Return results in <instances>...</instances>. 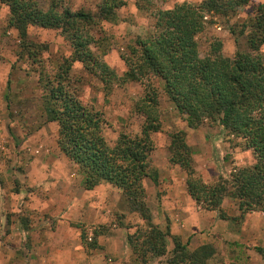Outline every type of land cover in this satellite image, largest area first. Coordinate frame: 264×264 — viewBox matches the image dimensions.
I'll return each instance as SVG.
<instances>
[{"label":"rangeland","instance_id":"374dc122","mask_svg":"<svg viewBox=\"0 0 264 264\" xmlns=\"http://www.w3.org/2000/svg\"><path fill=\"white\" fill-rule=\"evenodd\" d=\"M42 8L49 4L56 9L84 10L97 14L99 0H34ZM201 0H125L117 10L114 22L97 20L90 27L95 41L90 49L119 76L126 69L125 54L137 36L153 29V11L169 9L183 2ZM264 0H249L230 17L207 15L204 29L196 35L198 52L204 56L214 40L221 41V53L233 57L246 51L243 36L231 33L229 27L240 29V23ZM8 7L0 3V237L4 244L28 256V251H48V238L58 235L80 237L87 252L103 251V264H144L127 241L145 226L139 214L131 211L122 192L102 182L92 189L82 185L77 165L59 148L58 126L46 120L43 113L45 89L40 75L58 71L59 63L72 53L70 42L61 29L27 27V41L46 46L38 56L40 63L22 53L18 32L7 22ZM96 31L99 33L96 34ZM260 51L264 54V44ZM69 83L78 99L102 116L103 135L113 144L120 133H139L143 123L136 103L146 92V82H114L104 88L97 74L74 61L69 70ZM158 100L160 127L150 134L152 150L149 166L157 172V180L142 181L144 200L152 214V222L160 228L166 224V253L148 255L145 264H168L167 259L176 236L187 249L194 251L210 245L213 253L208 264H264V213L243 214L237 200L226 195L220 205L226 219L217 210L196 203L186 189V173L169 161L171 135L182 131L191 148L196 173L208 184L230 180L235 168L254 162L252 151L240 137L233 136L217 122L206 120L189 127L168 98L158 79L151 78ZM99 231L96 246L86 241ZM19 238V242L16 239ZM72 243V242H70ZM63 246H66L63 243ZM72 252L75 245L68 244ZM90 252V253H91ZM34 258V257H33Z\"/></svg>","mask_w":264,"mask_h":264},{"label":"trees","instance_id":"16d2710c","mask_svg":"<svg viewBox=\"0 0 264 264\" xmlns=\"http://www.w3.org/2000/svg\"><path fill=\"white\" fill-rule=\"evenodd\" d=\"M248 2L201 0L155 9L152 31L137 36L122 56L126 69L119 76L90 49L96 40L90 27L96 26L98 19L116 21L117 10L125 5V0H99L97 14L56 9L55 3L42 8L34 0H0L8 7L7 22L19 34L22 53L32 57V61L41 62L38 55L46 46L27 41L28 26L61 29L70 42L72 53L59 63L58 71L40 75L45 89L43 113L47 121L57 123L58 146L77 165L83 187L89 190L102 182L112 184L121 190L131 211L145 222L136 234L127 235L132 250L144 264L149 254L166 253V238L171 236L168 224L160 228L152 222L142 185L145 178L157 180V172L148 161L152 150L150 134L160 127L157 91L151 78L158 79L189 127H197L206 120L217 122L240 137L252 151L251 165L235 168L230 180L208 184L193 167L191 148L183 132L173 133L168 146L169 161L185 171L186 189L192 199L206 209L217 210L221 219L227 218L220 209L226 195L237 200L242 214L258 210L264 213V54L260 51L264 44V3L241 21L238 31L233 24L229 27L231 33L243 36L246 51L224 56L217 39L210 44L208 53L200 56L196 42L207 15L230 17ZM74 61L97 74L106 89L119 80L146 82V92L136 103L143 117L139 133H120L113 144L106 141L102 116L83 104L70 86L68 73ZM98 235L99 231L94 230L88 241L83 234L81 239L95 247ZM172 241L168 264H208L213 253L210 245L190 251L178 237L172 236Z\"/></svg>","mask_w":264,"mask_h":264},{"label":"crops","instance_id":"0c3cea01","mask_svg":"<svg viewBox=\"0 0 264 264\" xmlns=\"http://www.w3.org/2000/svg\"><path fill=\"white\" fill-rule=\"evenodd\" d=\"M16 242H19V238ZM63 243L66 246H63ZM68 244L75 245L79 248L78 251L72 252L73 249H68ZM14 246L15 244L12 248L5 246L3 238L0 237V264H103L104 255L101 248L87 252L82 247L79 236L70 239L62 234L57 236L56 241L48 238V251H28L27 257L15 250Z\"/></svg>","mask_w":264,"mask_h":264},{"label":"built area","instance_id":"2783aa9c","mask_svg":"<svg viewBox=\"0 0 264 264\" xmlns=\"http://www.w3.org/2000/svg\"><path fill=\"white\" fill-rule=\"evenodd\" d=\"M0 133H1V125H0Z\"/></svg>","mask_w":264,"mask_h":264}]
</instances>
